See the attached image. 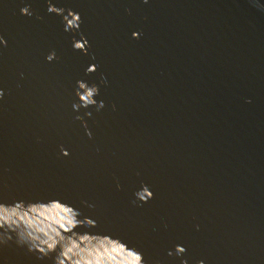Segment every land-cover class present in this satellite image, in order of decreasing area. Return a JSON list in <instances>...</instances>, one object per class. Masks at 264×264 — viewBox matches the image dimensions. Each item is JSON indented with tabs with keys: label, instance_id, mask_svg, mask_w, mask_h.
<instances>
[{
	"label": "water",
	"instance_id": "obj_1",
	"mask_svg": "<svg viewBox=\"0 0 264 264\" xmlns=\"http://www.w3.org/2000/svg\"><path fill=\"white\" fill-rule=\"evenodd\" d=\"M51 2L81 13L79 32L48 0H0V204L59 199L94 219L55 236L56 203L29 213L54 251L72 249L65 264L88 257L92 233L145 264H264V0ZM81 33L88 54L71 46ZM81 79L104 108L73 110ZM12 236L3 264H53Z\"/></svg>",
	"mask_w": 264,
	"mask_h": 264
},
{
	"label": "clouds",
	"instance_id": "obj_2",
	"mask_svg": "<svg viewBox=\"0 0 264 264\" xmlns=\"http://www.w3.org/2000/svg\"><path fill=\"white\" fill-rule=\"evenodd\" d=\"M145 4L149 3V0H143ZM47 11L49 13H55L58 16H62L64 31L65 32H79L82 24L81 13L73 10L72 8H65L63 6L57 7L56 4L48 0ZM20 13L25 16H32L33 10L31 4H25L20 8ZM66 13V14H65ZM132 37L134 39H139L141 33L139 31H133ZM8 41L3 35H0V46H7ZM72 48L74 50H79L84 54H88L90 48L89 39L80 34V39L73 37ZM57 59V53L55 51L49 52L46 56L48 62H52ZM97 64L91 63L86 68V73H93L97 71ZM105 83L106 80H102ZM77 87L75 89V95L78 97L79 102H74L72 108L74 111L79 112L81 108H88L89 106H95L98 110L105 107L103 100H97L96 97L99 95L100 88L96 84L89 85V83L83 79L76 82ZM4 96L3 89H0V98ZM251 102V101H249ZM85 115L91 116V112L85 113ZM76 119L81 120L82 117L77 116ZM85 130L89 136L92 135L91 131L88 129V125L84 123ZM64 156H68L69 152L67 149H61ZM136 198L141 202H147L152 199L154 193L149 186H142L136 193ZM59 199H51L48 202H25L23 200L16 201L12 204H0V245H6L9 241L13 240L12 233H15V242L18 245L27 246L29 251H37L43 257H49L50 254L55 253L52 257L53 264H65L62 256H67V253L72 251L71 248H67L64 252L54 251L56 245L55 236H61L62 229L64 232H69L79 224L80 227L88 225L90 227L96 226V221L89 217H84L81 219V212L72 206L71 204L64 203L63 205L58 202ZM56 203L57 207L62 209V215L57 213L58 219L54 221L58 225V228L53 229L55 236L49 235L47 240H41L36 234L37 231H44L43 229H34L33 221L36 219L35 216L29 213H35L38 208L47 206L48 204ZM47 220L48 217H45ZM23 225V227H22ZM90 233V232H83ZM111 235H101L93 234L91 240L97 241L95 244L89 243L86 249H81V251H87L88 257L82 258L81 260H76L73 264H145L144 255L141 251L136 248L130 247L126 242L119 243L120 238L112 239ZM88 235H84L82 240H89ZM39 240V243L37 241ZM45 245L47 247H45ZM128 245V247H125ZM73 246L78 247L73 241ZM187 249L182 244H177L175 246V253L171 250L168 252L169 256L178 255L182 256ZM0 264H3L0 261ZM181 264H188V260L184 259ZM198 264H205L204 260H200Z\"/></svg>",
	"mask_w": 264,
	"mask_h": 264
}]
</instances>
